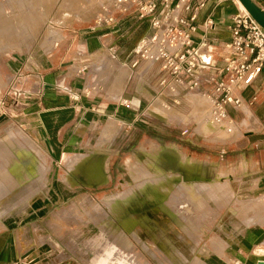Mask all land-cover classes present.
Listing matches in <instances>:
<instances>
[{
    "label": "rangeland",
    "instance_id": "obj_1",
    "mask_svg": "<svg viewBox=\"0 0 264 264\" xmlns=\"http://www.w3.org/2000/svg\"><path fill=\"white\" fill-rule=\"evenodd\" d=\"M114 1L0 0V264H253L247 251L245 258L232 248L249 242L237 230V215L248 223L253 211L264 213V192H244L251 189L245 182L249 120L236 125L217 117L220 110L204 94L185 91L176 100L155 96L148 87L152 79L143 71L131 75L136 85L128 84L123 97H117L129 74L125 68L116 72L115 59L107 52L97 57L87 41L95 36L87 34L91 27L114 11L109 9ZM79 33L81 42L75 39ZM58 47L62 59L75 66L67 74H51L45 67V88L63 97H93L103 94V83L109 81L114 94L106 98L128 109L136 107L132 95L147 99L124 140L125 134L115 139L123 126L105 118L83 137L89 152L68 149L74 157L70 163L52 160L43 151L35 134L42 113L30 105L42 97L38 88L45 72L39 59L54 55ZM199 53L206 56L208 50ZM145 54L153 61V54ZM79 59L87 67L82 79ZM70 78L76 86L69 90ZM80 82L86 87L78 92ZM205 104L203 117L213 110L224 125L200 119ZM191 134L209 145L226 146V171L217 172L213 164L207 176L198 177L203 182L186 181L185 167L197 169L184 159ZM238 143L241 151L233 152ZM112 155L124 170L112 171L115 181L101 186L97 183L107 179ZM15 161L19 164L11 170Z\"/></svg>",
    "mask_w": 264,
    "mask_h": 264
},
{
    "label": "crops",
    "instance_id": "obj_2",
    "mask_svg": "<svg viewBox=\"0 0 264 264\" xmlns=\"http://www.w3.org/2000/svg\"><path fill=\"white\" fill-rule=\"evenodd\" d=\"M130 1L131 0L127 3L118 5L115 1L114 3H111L109 9L114 11L108 13L107 17L102 19V22L95 23V26L90 29L92 32L87 33L95 35L87 41L89 43V48L94 49L97 57H101L103 52H107L108 57L111 59L114 58L116 63H118L117 66L119 69L115 71L120 73L124 71L123 68H125V72L129 74L124 82L120 86L118 85L122 90L117 97L121 96L120 99L123 97L128 84H131V88L134 84L136 85V82L131 81L134 80L131 79V75L143 71L147 77L152 79L150 82L151 85L149 84L148 87L151 88L153 95L164 97L167 100H176L178 94L185 91L188 93L204 94L208 96V99L211 100L213 106V99L215 97L214 85L217 79L220 77L222 78V76L218 75L214 69L223 65V59L229 51L228 44L231 40L233 18L239 12L243 11L239 7L237 0H207L205 5L195 13L193 21L194 29L190 32V41L197 47V53L199 56H202L204 59H199V68L193 74V78L199 83L197 87L193 89H190L187 86V77L176 79L171 76L164 70L161 60L156 59L155 56L152 57L153 61L147 59L148 57L145 52L155 55V46L149 47V45V49H143L141 53L137 52L136 47L140 40L143 38H150L154 35L155 31L151 29L149 24L141 23L136 19L135 7ZM253 1L264 10V0ZM185 2L186 0H181L177 8L169 15V23H172L179 18ZM196 3L197 1L192 2L193 5H196ZM116 11L120 13H116ZM192 13L193 10L191 9L183 12L182 16L184 15V17L188 19ZM81 37L82 36L79 33L75 36V39H77L78 42H81ZM59 48L60 47H58L57 52L54 55L44 56L43 60L39 59L40 68L42 69V72H45L38 88V91L42 93V97L36 100L32 99L30 105L34 106L32 110H38L42 113L40 117L41 126L35 131V134L38 141L42 143V146L45 149L43 151L52 160L59 161L66 159V162L70 163L74 157L70 156L72 153L69 152L68 149L75 148L79 151V154L89 152L84 144L83 137L88 134L90 128H93L105 118H112L123 126L122 128L124 129L120 130V135L115 139L119 138L121 135L124 136L125 134L122 139L124 140L129 134L128 130L125 129L130 127L129 130H131V127L135 125V122L139 120V117L141 116L139 113V107L142 100L147 101V99L132 95L131 101H133V104L136 107L128 109L123 103L114 102L113 100L106 98V96L109 95L111 97V95L114 94L112 93L113 89L111 90L110 88L109 81L103 83L104 93H96L93 97H87L84 95H81L80 97H63L62 95H58L55 89L45 88L44 80L48 77V75H45L48 73V71H45V67H48L51 74L57 73L58 71L67 74L69 68H74L75 66L73 63L69 65V58L62 59L63 52L59 51ZM202 50H208L206 56L199 53ZM77 62V64H79L77 76L79 79H82L83 73L87 67L82 66L83 63L81 64L84 60L79 59ZM36 64L37 63L33 64L32 67L38 70ZM109 73H111L110 70L105 71V74ZM84 84H86L85 81ZM68 86H70L69 90L72 89V86H76L75 79L70 78L68 80ZM85 87L86 86H82V83L80 82L77 91L80 92ZM109 90L111 93H109ZM233 97L238 99V104H225L222 106L223 116L220 115L217 117L227 118L229 123L234 122L235 124L236 121H239L240 124H242L249 120L250 125L248 127L249 131L247 132L248 171L245 174V177H247L245 182L251 189H247L244 192H249L250 194L255 192L263 193L264 67L252 83L248 85H238V87L233 90ZM152 98L154 99L155 97ZM205 106L206 104L199 112L200 119L202 120H206L205 118H202V112L206 111ZM226 106L227 108H225ZM159 113L160 111L153 108V114L157 115ZM211 114L212 116H215L213 110ZM158 116L160 117V115ZM68 122L70 124L66 131H64L65 123ZM70 131L72 132L71 137L69 136ZM60 132L62 135H60ZM157 135H161V131L158 130ZM197 138L198 137H194V135L191 134L186 140L187 145H185L183 149L185 161L197 166L195 171H190L187 167L184 169L186 181L190 182H203V179L201 178L198 180V177H203V175L207 176L209 171L214 167L219 173L222 172V168L224 171L227 170V168L224 167V155L227 150V148H225L226 146L224 144L209 145L199 141ZM232 151L240 152V143L233 144ZM114 160L115 158L112 155L107 164V179L103 181L104 183L98 182L97 184L102 183L101 186H106L111 182L113 183L115 180L112 171L115 169L119 170V173L122 174V171L124 170L123 163L121 162L120 165H115ZM235 161L236 160L234 159L232 163H235ZM213 164L215 165L214 167H212ZM198 166H200V168ZM237 178L239 179L240 175L237 176ZM239 194L240 193L236 192L235 197ZM250 194L248 195L250 196ZM233 201L232 206L235 205L236 199L234 198ZM224 213L225 210L222 211L223 215ZM237 216V218H239L237 230L243 236L248 235L249 242L245 243L246 241H243L244 243H242V241H239V243H233L232 248L234 253L239 254V256L244 255L246 258L244 251H247V256L250 257V260L252 259L251 263L258 264V262H264V213L257 210L253 211L248 217V223H244L241 220L242 214Z\"/></svg>",
    "mask_w": 264,
    "mask_h": 264
},
{
    "label": "built area",
    "instance_id": "obj_3",
    "mask_svg": "<svg viewBox=\"0 0 264 264\" xmlns=\"http://www.w3.org/2000/svg\"><path fill=\"white\" fill-rule=\"evenodd\" d=\"M180 1H130L135 7L136 19L141 23L149 24L155 31L150 38L140 40L136 50L141 53L143 49L155 46L154 56L161 60L164 70L178 79L187 77L186 84L190 89H193L199 84L193 78V74L199 68V59L203 60L204 58L199 56L197 47L190 41V32L194 29L193 21L196 11L201 9L207 0H186V5L176 22H167L169 15ZM193 1H197L196 5L192 4ZM115 2L118 5L127 3L129 0H116ZM191 9L193 13L188 19L182 16L183 12ZM160 28L163 29V32L158 35ZM169 44H174V47L171 48ZM228 49V54L223 59V65L214 69L222 78L220 77L215 82L213 104L220 110L219 113L222 116V106L238 104V99L233 97V90L238 85L252 83L264 67V30L247 12L241 11L234 16Z\"/></svg>",
    "mask_w": 264,
    "mask_h": 264
},
{
    "label": "water",
    "instance_id": "obj_4",
    "mask_svg": "<svg viewBox=\"0 0 264 264\" xmlns=\"http://www.w3.org/2000/svg\"><path fill=\"white\" fill-rule=\"evenodd\" d=\"M244 7L247 13L258 23V25L264 30V10L258 6L253 0H238ZM258 264H264V262H258Z\"/></svg>",
    "mask_w": 264,
    "mask_h": 264
},
{
    "label": "bare ground",
    "instance_id": "obj_5",
    "mask_svg": "<svg viewBox=\"0 0 264 264\" xmlns=\"http://www.w3.org/2000/svg\"><path fill=\"white\" fill-rule=\"evenodd\" d=\"M179 3H180V2H179ZM179 3H178V4H179ZM237 3H238V5H239V7H240L244 12H247V11L244 9V7L240 4V2H239L238 0H237ZM177 6H178V5H177ZM176 8H177V7H176ZM176 8H175V9H176ZM16 49H17V48H16ZM3 51H5V50H3ZM9 51H10V50H9ZM203 101H204V100H203ZM207 105H208V104H206V106H207ZM156 110H157V109H156ZM219 112H220V111H219ZM205 114L207 115V112L204 113V114H202V115L204 116ZM214 114H215V113H214ZM157 115L162 116V115H161V112H160L159 114H157ZM202 115H201V116H202ZM211 115H212V114H211ZM199 116H200V115H199ZM203 116H202V118H205V119H206L205 121H207L209 124L212 123V124L221 125V123H222V125H224L223 122H220L219 119H216L214 116H207V117H206V116L203 117ZM215 116H216V115H215ZM217 116H220V114L217 115ZM221 116H222V115H221ZM196 117H197V116H196ZM249 118H250V117H249ZM196 119H197V118H196ZM199 121H200V119H199ZM198 124H199V123H198ZM199 126H201V125H199ZM225 127H226V125H225ZM234 128H235V127H234ZM226 129L228 130V128H226ZM231 130H232V129H231ZM231 130H228V131H231ZM232 132H233V131H232ZM9 133H10V131H9ZM6 140H7V138H6ZM21 145H22V144H21ZM25 145H26V144H25ZM0 149H1V148H0ZM0 151H1V150H0ZM2 151H4V150H2ZM4 153H5V152H4ZM0 154H1V153H0ZM10 154H11V153H10ZM11 155H12V154H11ZM0 156H1V155H0ZM3 157H4V155H3ZM12 158H13V156H12ZM70 158H72V157H70ZM70 158H69V159H70ZM69 159H68V160H69ZM18 160H19V159H18ZM69 161H70V160H69ZM71 161H72V160H71ZM71 161H70V162H71ZM18 164H19V161H15V162L13 163V165L11 164V170H12L13 168H15ZM4 166H5V165H4ZM6 166H7V165H6ZM6 166H5V167H6ZM8 166H9V165H8ZM3 168H4V167H3ZM93 175H94V174H93ZM101 175H102V174H101ZM6 176H7V175H6ZM7 177H8V176H7ZM102 178H103V177H102ZM105 178H106V177H105ZM227 181H228V180H227ZM135 188L137 189V187H135ZM259 199H260V198H259ZM259 199H258V200H259ZM253 201H254V200H253ZM255 202H256V201H255ZM247 204H249V202H248ZM245 205H246V204H245ZM246 206H247V205H246ZM263 206H264V203H263ZM243 208H245V207H243ZM263 208H264V207H263ZM246 210H247V209H246ZM263 210H264V209H263ZM250 212H251V211H250ZM243 218H244V217H243ZM261 218H262V217H261ZM261 218H260V220H261ZM245 219H246V218H245ZM255 219H256V218H255ZM253 221H254V220H253ZM261 221H262V220H261ZM247 222H248V221H247ZM258 223H259V222H258ZM260 223H261V222H260ZM1 226H2V225H1ZM212 238H213V237H212ZM211 241H212V240H211ZM211 241H210V242H211ZM211 243H214V241L211 242ZM221 251H222V250H221ZM200 263H202V262H200ZM200 263H199V264H200ZM226 263H227V262H226Z\"/></svg>",
    "mask_w": 264,
    "mask_h": 264
}]
</instances>
